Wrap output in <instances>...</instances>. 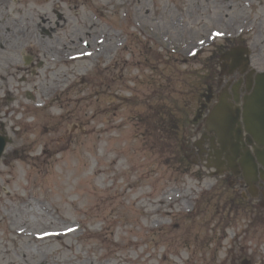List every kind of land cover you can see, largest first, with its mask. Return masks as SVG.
<instances>
[{"label":"rangeland","instance_id":"374dc122","mask_svg":"<svg viewBox=\"0 0 264 264\" xmlns=\"http://www.w3.org/2000/svg\"><path fill=\"white\" fill-rule=\"evenodd\" d=\"M99 1L0 0V264H264V198L185 156L209 85L242 72L221 55L264 70V0ZM64 42L85 59L60 68Z\"/></svg>","mask_w":264,"mask_h":264},{"label":"bare ground","instance_id":"6f19581e","mask_svg":"<svg viewBox=\"0 0 264 264\" xmlns=\"http://www.w3.org/2000/svg\"><path fill=\"white\" fill-rule=\"evenodd\" d=\"M77 1L79 0H74V2H77ZM114 1L115 0L99 1L97 4V7L100 9L103 8V10H105V8H107V6ZM57 5L58 4H56L55 6ZM100 32L102 35H104V31H100ZM97 41L101 45L97 49H95L97 51V57L99 56L106 57L109 53L112 52L113 49H115L118 46L116 43H114L113 46H110L107 42L105 43L104 38H98ZM84 42L85 44H87V46H89L87 38L84 39ZM92 45H93V42H92ZM240 49L242 48H238L229 57L227 56L223 58L225 59V64H224L225 68L223 69V72L227 73V75H231L233 72H235L236 69H240L241 71L246 72L244 58L241 54V51H238ZM56 52L59 54V59L57 60L56 64H60V68H64V65L71 64L72 61H76V59H79V60L85 59V54H86V53H81V52L70 54L72 53V49L69 46V43H65V42L62 44V48H56ZM33 53L34 54L37 53L36 49ZM91 55L93 54L90 53L89 56ZM25 58L27 60V63H30V57L26 56ZM241 66H244L245 69L241 68ZM246 74H247L246 79L248 80L247 83L245 82L246 81L245 78H243L244 81H240V78H239L238 81L236 80L232 81L225 88L224 93L221 95L220 102L217 103L214 111L212 112V114L210 115L208 119V122L206 124L205 133L208 132L213 135V137L211 136L210 142L213 145L212 148L215 149L216 151L215 155H213V159L217 162V165L219 166L218 168L222 170V168H229V167L231 168L239 167V166L244 167L246 171L248 172L247 181L248 183L250 182L251 189L256 190L255 185H253L254 182L256 181V175H254L256 165L259 163L260 165H262V167H264V116H263L264 114V82H263V79L261 81L258 80L259 76H256V78L254 79L255 76L252 72H247ZM57 83H60V82L57 81ZM241 96L243 97L241 98ZM238 99H240L243 103L240 105L237 104L236 101ZM51 105L52 104H50V106ZM233 107H235L236 110H234L235 108ZM33 109H37V106H33ZM232 112L235 113V116L230 121H228V123H226L227 114L229 116L230 115L233 116ZM242 114L245 117L246 121L249 122L248 129L251 134L250 136L254 138V141H250V143L252 142L255 144L257 143L256 145H258L259 148L261 149L263 147V150L261 151V153L258 152V155L257 154L253 155L249 153L248 151L244 149L242 145V136L239 135V132H238V128L241 127V120L239 116H241ZM27 131L31 132V129L28 128ZM78 178L82 181L78 183V186H77V188L80 190L79 196H81V198L83 196H88L86 201L92 207H95L98 205H104L106 203L107 198H109L108 196L107 198H103L101 194H99L98 191H95L92 187L89 186V183L86 182L85 179L81 177H78ZM100 180L102 183V178H100ZM176 195H179V192L177 190L175 191L171 190L168 193H166V197L168 199H171L175 197ZM138 196H140V193ZM12 197L17 198V199H22L24 202H26V196L24 195L15 194V195H12ZM134 199L136 200L137 198H134ZM182 201L185 202L184 205H189V200L183 199ZM117 202L122 203L123 206H125L123 202L121 201H117ZM131 203H132V207H136L138 210L142 207V206H139L136 201L131 202ZM169 212L171 213V211ZM153 224H155L154 226H158V227H161L162 225L156 219L153 222ZM153 227H151V229H153ZM143 229H144V226L141 227V224L139 223L137 227V230L139 231V233L143 234ZM66 230H71V229L67 228ZM72 230L73 231L76 230L74 225H72ZM95 233H98L97 229L96 227H92L90 230V233L87 234L86 237L93 238L95 237L94 236ZM190 234H191L190 227L184 226L180 230H178L175 235L180 239L187 240V237L190 236ZM41 236L42 235H40V237ZM60 236L61 235L56 232L51 234V238H54L56 240L61 239V238H58ZM44 237L46 239L50 238L49 235H45ZM119 239L126 240L125 237H119ZM94 248H96V246H94ZM77 258H82V257L79 254L77 255ZM86 260L88 261L87 257L85 261L83 260L80 263H75V262H71V263L72 264H85ZM56 263H59V262H56ZM148 264H152V263L149 262Z\"/></svg>","mask_w":264,"mask_h":264},{"label":"flooded vegetation","instance_id":"af4514ba","mask_svg":"<svg viewBox=\"0 0 264 264\" xmlns=\"http://www.w3.org/2000/svg\"><path fill=\"white\" fill-rule=\"evenodd\" d=\"M0 47H2V44H0ZM242 72L238 73L237 81L239 78H240V81H244L243 78L246 79V77H247L246 73L247 72H252L255 76L254 79L256 78L257 73L254 70L248 69V70H246V72H243V75H242ZM244 74H245V77H244ZM231 75H235V74L232 73ZM225 78L227 79L226 82H224V79L221 78L218 81V83H214L213 87H215V89L209 85V87H208L209 93L204 94L205 104L201 105L199 112L202 113L203 111H205L206 107L209 106L210 97L213 98V100H212L213 103H211V106L209 108H207L208 112L206 113V116L200 125L201 127L196 132L195 139L193 141L189 142V145L192 146V147L187 149L189 151V154H187L185 151L184 152L186 154L185 156L188 158L196 157L197 163H202L204 165H208L210 162H213V166L215 167V169L217 171H221L222 174L224 173V175L229 174V175L233 176L234 178H240L241 177L242 179L240 181L245 183L247 186H250V182L248 183V181H247V171L244 167H242V166L233 167V168L229 167V168H222V170L220 168H218L219 166L217 165V162L213 159V155H215L216 151H215V149L212 148L213 145L210 142L211 136L213 137V135L208 133V132L205 133L206 124L208 122V117L211 115L214 105L219 101V99L221 98V95L224 93V90L228 86V84L231 83L232 81H234L233 79H229L230 80L229 81L226 76H225ZM245 82L247 83L248 80L246 79ZM213 90H214L215 94H212ZM243 96H241V98ZM240 99H238L239 102L237 103L239 105L243 103ZM0 125H2L1 122H0ZM202 127H203V129H202ZM0 136H6V134L3 135L0 132ZM198 136H199V138H198ZM200 139H201V141H200ZM250 141H254V138L249 136L247 133H242V145H243L244 149L253 155H256V154L258 155V152L261 153V151L263 150V147L261 149V148H259L258 145H256L257 143L256 144L253 142L250 143ZM205 143H207V145H205ZM183 146L185 147V143H183ZM192 156H194V157H192ZM193 161H194V159H193ZM254 175H256V181L254 182L253 185H255L256 190L252 189L251 194L254 197L262 196L264 198V167H262V165H260L259 163L256 165Z\"/></svg>","mask_w":264,"mask_h":264},{"label":"water","instance_id":"95a60500","mask_svg":"<svg viewBox=\"0 0 264 264\" xmlns=\"http://www.w3.org/2000/svg\"><path fill=\"white\" fill-rule=\"evenodd\" d=\"M263 79V82H264V76H259V78H258V80L259 81H261ZM235 116V114L233 115V116H229L228 114H227V121H226V123H228V121H230L233 117ZM263 116H264V114H263ZM245 124H246V129L249 131V129H248V124H249V122L248 121H246V119H245ZM238 132H239V129H238ZM250 132V131H249ZM218 135H219V133H218ZM4 144H5V142H1V144H0V155H1V153H2V150H3V147H4Z\"/></svg>","mask_w":264,"mask_h":264}]
</instances>
